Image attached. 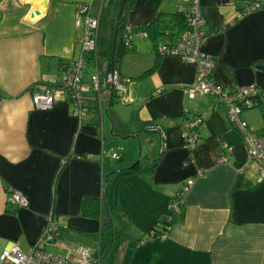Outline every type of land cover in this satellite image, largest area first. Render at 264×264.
I'll use <instances>...</instances> for the list:
<instances>
[{
  "label": "crops",
  "instance_id": "obj_1",
  "mask_svg": "<svg viewBox=\"0 0 264 264\" xmlns=\"http://www.w3.org/2000/svg\"><path fill=\"white\" fill-rule=\"evenodd\" d=\"M114 1L0 0V264L14 244L26 254L39 248L70 262L76 248L85 246L93 250L94 264H264V179L257 180L256 165L241 170L245 147L224 105L210 96L187 97L196 71L177 57L162 59L153 73L138 79L156 56L155 44L136 30L160 12H181L180 0H134L125 18L126 29L135 31L133 50L122 54L117 70L130 81L119 99L103 90L101 102H91L81 119L65 100L46 110L34 107L32 88L56 86L62 69L80 56L79 5L90 4L89 16L100 18L98 66L84 54L82 82L96 70L100 76L109 70L119 38L120 0ZM198 2L205 20L202 50L213 58L214 84L264 94V0L258 11L241 18L236 13L246 0ZM108 17L111 25L103 28ZM177 28L179 36L184 27ZM193 115L205 124L199 143L188 151L183 134L186 117ZM142 133L158 136L151 155L143 151ZM112 143L121 164L110 158ZM224 152L227 161L219 163ZM136 162L140 171H130ZM107 170L119 173L104 191ZM189 180L193 185L183 205L173 211V197ZM7 190L19 192L26 206L8 203ZM84 198L103 200L101 220L111 218L116 237L121 231L128 235L115 240L114 260L96 257L101 220L81 215ZM50 219L57 233L52 243H42ZM166 219L164 240L139 241Z\"/></svg>",
  "mask_w": 264,
  "mask_h": 264
},
{
  "label": "built area",
  "instance_id": "obj_2",
  "mask_svg": "<svg viewBox=\"0 0 264 264\" xmlns=\"http://www.w3.org/2000/svg\"><path fill=\"white\" fill-rule=\"evenodd\" d=\"M180 1L186 6L184 31L174 44L171 42L160 43L157 45L156 51L159 55L178 57L194 65L196 82L186 90L187 97L193 100L197 96H210L216 98L217 104L224 105L228 122L238 132L245 147L246 157L241 170L244 171L250 166L256 165L258 168L257 180L260 182L264 179V129L252 130L242 118V114L246 109L258 107L264 119V94H260L259 101L253 98L259 92L254 87H236L228 92L214 84L212 81V72L215 66L213 58L202 50L205 41L203 32L205 20L201 15L199 2L198 0ZM259 1L247 0L244 11L238 12L237 16L242 17L258 10L260 8ZM89 9L90 4L88 6L79 5L77 8L75 25L83 28L80 56L62 69L59 84L34 88L31 98L36 109H50L54 103L65 100L71 104L72 114L81 119L88 114L91 102H101L103 90L109 89L120 98L124 91V84L129 82L128 79L120 78L114 69L108 70L103 76H100L96 70L88 83L82 82L85 66L84 54L95 51L99 31V17H90ZM124 37H126V42L131 39L130 30L125 33ZM204 124L205 119L199 115L191 116L187 122L183 139L184 147L188 151H192L199 143L200 130L204 128ZM160 132L163 138V132ZM224 151L229 152L230 148L224 146ZM225 152L221 155L219 163L227 161ZM110 158L118 160L120 155L113 152L110 154ZM192 185L193 180L187 181L175 194L171 202L173 211L180 210V206L183 204V195ZM7 197L8 203L16 208H23L27 204L25 198L17 191L7 190ZM56 233L57 226L50 219L44 228L41 242L52 243ZM75 253V260L70 262V260L39 248L26 254L14 244L1 255V264H94V252L89 247L78 246Z\"/></svg>",
  "mask_w": 264,
  "mask_h": 264
},
{
  "label": "trees",
  "instance_id": "obj_3",
  "mask_svg": "<svg viewBox=\"0 0 264 264\" xmlns=\"http://www.w3.org/2000/svg\"><path fill=\"white\" fill-rule=\"evenodd\" d=\"M133 5H134V0H120V2H119L120 11H119L118 25H117L119 38L116 41V44L114 47V52H113L112 57L110 59L111 64H109V67H108L109 70L114 69L117 71L119 68V62H120L122 54H125L126 52L133 50L132 37L128 42H126V37H124L125 33L129 31L125 27V18H126L127 13L133 8ZM246 6H247V0H246L245 7ZM259 6H260V4H259ZM245 7L243 9H241L239 12L244 11ZM185 9H186V6H185ZM185 9H183L181 12L175 13V14H166L164 12H160L150 24L136 30L137 32L140 31V32L144 33L155 44L154 47H155V56H156V59L152 65V67L150 69H148L147 71H145L143 74H141L138 77V79L147 77L148 75L153 73L158 68V66L160 65V61L162 59H164L166 57H173V56H169V55H166V56L159 55L156 51L157 50L156 48H157V45L160 43L164 44L166 42H171L174 44L176 42V40L178 39V36L176 33V31L178 30L177 27H179V25H180V26H183L185 28V17H184L185 16L184 15ZM245 15H248V14H245ZM239 18H241V17H239ZM99 25H100V18H99ZM134 32L135 31H130V33H134ZM160 38H164V41L157 43L158 39H160ZM97 42H98V37L96 40L95 51L87 54L88 56H91L88 59L95 60L96 66H98L96 54L99 53V52L97 53ZM214 68H215V66H214ZM118 74H119V72H118ZM212 74H213V72H212ZM119 76H120V78H123L120 74H119ZM33 89L34 88H32V90ZM232 89L233 88L226 90V91L231 92L230 90H232ZM258 91H259L258 94L256 96H254L253 98L260 101V94H263V92L260 90H258ZM114 96H115V94H114ZM253 109H257L259 111L261 118H262V121L264 123L262 112L260 111V109L258 107H252L250 109H246V110H244V112L248 111V110H253ZM225 114H226V110H225ZM186 119L188 122L190 120V117L189 118L186 117ZM127 125H129V124H127ZM146 125H148V123H146L145 126ZM186 126H187V123L185 124L184 132H186V128H187ZM202 129L200 130V133H201ZM263 129H264V127L261 130H263ZM257 131H260V130H257ZM117 153L119 154V152H117ZM116 162H117V164H121L123 162L121 155H120V158ZM139 169H140L139 168V162L133 163L130 167V171H140ZM152 171H153V168L149 169L147 172H152ZM118 173H119V171H114V170H107L105 172V174L103 176V180H102V190H104V191L106 190V188L108 187V184L112 181V179ZM102 205H103V200H101L100 198H84L81 202V215L84 217L98 218L101 220ZM116 213H118L117 210H116ZM122 216H124V214H122ZM100 222H101V226H100V232H99V247H98V253H97L98 255L96 257L97 258H99V257L103 258V256H106V257H109L110 260H114V256H115L116 251H117V246L115 245V240L126 239L128 237V235H127V233H125V231H121L119 234H117V237H116V233L113 230L112 221H111L110 217H107V219H103ZM169 225H170V223H169L168 219L163 220L161 222H156L151 227V229L145 235H143L140 238L139 241L144 242L148 239L164 240L166 238L167 233H168Z\"/></svg>",
  "mask_w": 264,
  "mask_h": 264
},
{
  "label": "rangeland",
  "instance_id": "obj_4",
  "mask_svg": "<svg viewBox=\"0 0 264 264\" xmlns=\"http://www.w3.org/2000/svg\"><path fill=\"white\" fill-rule=\"evenodd\" d=\"M114 2L117 4L118 1L115 0ZM115 3H113V4H115ZM110 13H109V17H110ZM237 15H238V12L236 13V17H238ZM109 17L107 18L108 21L106 20L105 24L103 25V28L104 27H108L109 28V26L111 25V22L109 21L110 20ZM104 20H105V16H104ZM89 66H91V65L89 64ZM245 115L248 117V123H249L250 128L252 130L257 131V130L261 129L263 122H262L261 115H260V113H259V111L257 109L248 110V111H246ZM142 128H141V132H142ZM139 140L141 141L144 153L145 154L148 153V155H151L152 152H154V150L156 148L157 141H158V136L155 133H152V134L151 133H142V135L140 136ZM113 146H117V144L112 143L110 145L109 154H111L113 152H119L118 148L117 147L115 148ZM119 211L120 210H118V212Z\"/></svg>",
  "mask_w": 264,
  "mask_h": 264
},
{
  "label": "clouds",
  "instance_id": "obj_5",
  "mask_svg": "<svg viewBox=\"0 0 264 264\" xmlns=\"http://www.w3.org/2000/svg\"><path fill=\"white\" fill-rule=\"evenodd\" d=\"M83 251V250H82Z\"/></svg>",
  "mask_w": 264,
  "mask_h": 264
},
{
  "label": "water",
  "instance_id": "obj_6",
  "mask_svg": "<svg viewBox=\"0 0 264 264\" xmlns=\"http://www.w3.org/2000/svg\"><path fill=\"white\" fill-rule=\"evenodd\" d=\"M38 14V13H37Z\"/></svg>",
  "mask_w": 264,
  "mask_h": 264
}]
</instances>
